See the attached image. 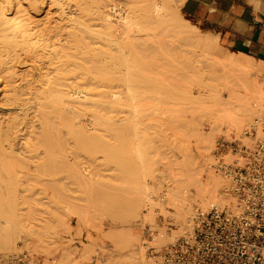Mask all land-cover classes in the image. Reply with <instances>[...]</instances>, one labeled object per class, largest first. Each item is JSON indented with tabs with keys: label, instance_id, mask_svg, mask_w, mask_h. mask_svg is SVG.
Wrapping results in <instances>:
<instances>
[{
	"label": "rangeland",
	"instance_id": "1",
	"mask_svg": "<svg viewBox=\"0 0 264 264\" xmlns=\"http://www.w3.org/2000/svg\"><path fill=\"white\" fill-rule=\"evenodd\" d=\"M24 1V5L28 8L29 17L31 19L29 31L32 35L26 40L21 39V37L15 40L12 36V38L8 37V39H2L0 41V105L3 103V106L5 103L1 98L2 91L4 89H9L12 95L20 98L23 103H28V106H26L30 108V110L25 113L21 112L23 114H20L22 117L20 115L17 117L18 120L20 119V123L17 121V124H20V131H17L15 130L16 128L8 130L10 122L7 117L9 116L8 114L6 116V110L0 107V131L5 132L11 137L17 134V132L19 134L17 137L19 140L16 138L15 142L13 140L10 141L16 144H14L15 147L13 146V150H11L12 146L10 145V147L8 145L10 142H3L6 152L3 149L2 151L7 153V155L11 153L16 156H25L29 154L30 157H35L34 160L31 158V161L40 162L36 164L38 167H36L35 164L34 166H27L29 169H26L27 171L25 170L26 167H23L24 165L18 166L21 169L23 168V170L17 171V180L21 178V176H28L30 179L27 180L22 178V181L19 180L22 182L21 185L17 184L19 181H13L12 185L14 186L10 187H13L14 190L8 187L9 182L7 185L6 181L8 179H4L7 177H4L5 175L0 173V177L3 176V178L0 179H4L3 181H5H0V183L3 184V187L7 185L5 188H0V190L2 189L3 191H1L3 197L0 199V237H6L7 235L11 236V232L12 234L14 233L13 231L10 232V230L14 229H17L15 234L17 235L16 237H18V239L16 238L17 240H15L16 253L9 258L8 263L12 264V259L17 254L26 251L35 255H40L50 264H53L52 262L55 261L54 264H60L58 258L62 250L64 251L65 249L73 258V264H108V262H115V260L117 261L119 258H124L129 253H123L121 250L118 251L119 247L117 243L119 242L125 245L123 241L126 242V233L124 232L126 229H121V234H116L122 240L120 235L125 233L123 236L124 240H122L123 243L121 241L117 242V238L112 241L109 236L108 239L106 234L103 236L102 233L107 231V229L113 230L115 225L120 227V224H117L120 222L117 221L123 219L124 216L118 215L117 211L120 210L132 196H139L138 194L140 193L139 197L146 199L144 201H150L149 203L154 202L153 204H155L156 207L152 204V206H154V209H152V206L146 205L147 202L143 205L145 207H142L141 219H139L140 221L142 220V222L140 223L141 225H136L137 228H139L140 241L137 243L141 245L137 244L135 247L137 253H135V251L133 253L136 256L134 255L133 258L135 260L132 259V264L150 263V247L154 246L157 249H161L165 244L171 241L169 239L171 235L169 234H171L173 230H175V234L172 232L173 237L176 233H180V225L177 221H174L176 218L171 197V192L175 189L177 183L185 177V172L180 169V165L176 162L180 153L183 152L180 156L183 155L184 152L187 153L191 159L195 160L194 162L197 165H201L202 167L205 166L207 171H212V173L215 174L217 173L224 183L222 185L223 189H221V193L225 197L224 205L233 201L228 191L229 180L217 169V167H215L216 161L214 153L215 150H217L219 141L223 137L229 140L241 137L244 130L254 125L253 123L256 118L251 124L245 123L243 127L238 130H233L230 126L228 127L227 123H221L218 130L211 132L212 119L214 117L211 108L215 107L213 104L217 102L219 98L224 96L226 100L228 99V92L224 85L226 84L225 82L231 79L230 77V79L228 78L226 81L225 78L222 77L223 75L221 73L224 64L220 59H222L227 52L228 54L232 52V50L221 44L219 34L210 32L207 27L203 26L194 18L182 13L181 5L184 4L185 0L170 1L171 3L177 2L176 4H179L178 16L182 22L193 26L196 31L199 32L202 40L209 43L208 49L205 51L198 49L195 50L196 52L193 51V54L183 50V47L178 49V47H175V44L170 46L169 44H172L169 41L170 38L167 36L163 37V23H154L153 29L151 27V30H153L152 32H156L154 40H144L131 44L127 41L123 43L133 47H130V51L134 52L128 54V56H133H130L131 65H134L131 69L135 72H139L133 74V72H130L132 70L126 68L123 64L126 61L120 60L121 57V59L124 58L123 55L119 53L121 51L115 50L118 48V45L112 49L116 45L111 43L107 45L106 42H101L102 39L99 40L97 37L88 34L96 38L91 40L87 37L88 35L84 34L82 43L84 47L86 46L85 51L86 49L87 51L83 54L82 58H77L76 60H79L83 64L85 70L87 67L90 68L91 74L87 73V71L89 72V68L84 71L91 76H100L98 77L100 79H102L103 76H107L108 79L113 77L111 82L113 86H105V84L99 87L98 90H93L97 92V94L88 98L89 103H85L84 105L82 103L77 104L69 102L52 103L58 104L61 109L60 112L57 113L58 117H55V119L53 118L52 123L49 121V129L53 128L51 124L54 123L55 127L51 130L54 131L58 129L56 131L59 134H57L56 131H54V133L51 131V134L60 136V138L63 139V142H61L58 141L60 138H56L57 136H53L55 139H58L55 140L54 138H50V136H44L46 135L43 133L44 131L38 132V130H41L40 125L44 123L43 119L47 117L42 119L40 116L36 115L39 108L37 107L38 104H36V106L34 104L40 103V101H50L51 99L59 100V98L69 97L68 94L58 91L64 87L62 86V81L57 78V76L64 75L67 71L60 69L63 66L59 67L62 65L61 62L66 60V58L62 56L63 53H61L60 50H69L68 46H70L69 44L71 43L70 38L68 37L67 40L66 34H64L67 33L69 28L65 29L63 25L65 24L66 26L68 23L65 20L64 22H60L59 20L61 17L64 19L66 15L60 17L58 13H56V7L52 4L51 0ZM248 1L256 5L260 2L259 0ZM59 27H62L63 30L62 28L59 29ZM58 30L60 32H58ZM96 32L97 31H94V36L100 34ZM30 33L28 32L27 36H30ZM61 34H64L65 37H63L64 35L61 36ZM215 37L218 39L220 47ZM96 40L100 42H94ZM66 41H68L69 44ZM163 41L165 42L164 44ZM111 45H113V47ZM108 47L111 49L110 51L106 50ZM73 50L74 49H72V51ZM105 51H107V54L104 53ZM108 52L110 56L113 54L112 58L114 63H117V69L119 68L118 64H122L120 69H118L121 74L118 72L119 75H115L118 71L116 67L114 73L109 70L112 66L109 65L107 68L105 60L99 59L103 57L101 56L103 54L108 56ZM94 54L99 55L97 60L95 59L96 57H94L96 61L92 59ZM119 55L120 58L118 57ZM179 56H182V58H178ZM173 57L176 58L174 59ZM179 59L182 61L180 64ZM176 61L178 62L176 63ZM260 64L255 61L254 66L256 65L257 68L259 67V71H262L259 72V74H262L261 76L263 77H261V81L264 83V66H260ZM163 65H165V69L171 66L169 69L170 71H167L168 73L165 71V75L163 74ZM121 67L124 69L123 71H121ZM113 69L114 68H112V70ZM125 70L129 71L130 74H128L129 72L126 73ZM124 71L128 76L130 75L128 78L126 76L127 79L124 77L125 74L122 75ZM112 73L115 76L111 75ZM179 79L180 81H178ZM151 80L158 83L154 85ZM127 81L129 83H127ZM101 82L106 83L105 80ZM174 84L175 86H173ZM158 88L161 89L158 90ZM91 89H93V86L87 83L85 85V90L90 91ZM29 104H33L35 107L33 106L32 108ZM80 107H82V109ZM16 114L18 113L15 112V115ZM263 115L264 111L257 119H260ZM25 117L26 119H24ZM37 119H39V121H37ZM74 126H78L79 128H74ZM190 126H194L193 129H197V131L191 129L192 127ZM69 128L71 132L68 133L66 131L67 129L69 130ZM24 129L25 131H23ZM21 130L24 132L23 135ZM59 130H61V132ZM13 131H15L14 134ZM27 131L29 132L27 133ZM48 132L50 131L48 130ZM36 133L42 134L46 139L55 140L53 142L49 141L51 143L61 142L62 144L60 145L62 146L58 144L57 150L53 148L57 143L52 144V146L46 144L49 149L44 150L46 147L42 146L45 145L42 144L39 147V143L44 142L45 144V142H48L43 139H37L44 137L36 136ZM29 134L31 135L29 136ZM0 135L2 134L0 133ZM2 136V138L5 139L4 135ZM31 136L32 144L30 145L32 146L26 144L30 142L28 138H31ZM4 139H2V141ZM35 140L37 145H35ZM38 140H40V142H38ZM66 144L68 145L65 146ZM26 145L30 146L32 149H26L28 148ZM34 146H37L39 149ZM49 146L53 149V153L49 151L53 156L47 152L51 150ZM64 146L67 148H64ZM36 150H39V152ZM38 154L42 156L41 159ZM3 155L4 157L7 156L5 154ZM29 155H27V157H29ZM25 157L22 156L21 158L26 159ZM55 157H57V159L60 158V161ZM42 158H44V160ZM38 159L39 161H35ZM17 160L20 161L21 159ZM26 160L29 161L28 158ZM62 161H64V163ZM20 162L22 163H18L26 165L28 163H24V161ZM43 162L46 163L43 164ZM48 162L49 164L53 162V164L49 165ZM54 162L60 163L63 167ZM48 165L50 167H48ZM53 166H60L62 169L66 168V171ZM34 167H36L37 170ZM51 167L57 170L51 171ZM19 168L16 170H21ZM1 169L2 168H0V171ZM46 170L51 171V174H47ZM44 171L45 173H43ZM19 172H22V174H19ZM53 172L54 175L58 177L60 174L63 175L62 177L58 178L56 176L55 178V176H52ZM44 174H46V176H44ZM34 175H36L37 178ZM64 175H67V177ZM53 178L58 184L54 183L56 181L52 182L54 180ZM57 178L64 180L58 182L60 180ZM47 180L50 181L47 183ZM15 186L17 188L20 187L24 193H27L26 195L29 193L27 197H20L18 200L16 218L10 211L12 205L10 204L11 198H8L10 195H8V197L6 195L9 193L13 194L16 190L22 193H20L21 196L25 195L22 190L18 191ZM8 188L12 189L13 192H10ZM138 189L143 190L138 192ZM133 191L135 194L137 192V194L135 195ZM130 194L132 196H130ZM166 194L168 195L165 196ZM148 196L149 198H147ZM155 197L156 199H154ZM159 200L160 202H158ZM122 202L125 204L122 205ZM157 202L159 204H157ZM195 204L196 203L193 204L194 212L192 215H194L197 209L205 212L216 206L211 205L205 209L199 206L201 204ZM161 205L163 207H161ZM119 206L121 208H119ZM106 208L107 210L105 211L104 209ZM112 208L114 211L116 210V212L112 214L116 215L109 213L113 211ZM164 210L168 212V215H166L167 213ZM149 211H152L151 217L148 216L150 215L148 214ZM105 213H108V215L106 216ZM145 213H147V216H145ZM103 214L105 215L104 217L109 216L108 218H110L111 216H115L117 218L119 217V219L111 217L112 220H116L114 222H117L114 223L111 220L115 224L114 225L110 222V219L100 218L99 220V217H103ZM192 215L189 216L187 222H189ZM170 216L174 217L172 218ZM101 220H103L102 222L104 223L99 222ZM153 223L156 225L154 226ZM166 223L168 225H166ZM149 226L153 231L152 237L146 234V229ZM186 227L188 226L185 225L183 228ZM100 228H102V231L98 233ZM8 229L10 230L8 231ZM185 230L183 229V232ZM117 231L118 230H116V232ZM35 232H38L37 236L40 238H42V236L45 237L46 234H50L49 236L53 235L49 240H53V243H58V246L57 244L55 245V243L51 245L49 255H46L45 249L41 247L38 248V245L35 246L34 244V238L33 236L31 237V234H36ZM41 233H43V235ZM111 233L114 235L115 232ZM163 233L169 241L166 240V242H163ZM15 234L13 236H15ZM178 235L179 234L176 236ZM44 237L42 239L47 241V236L45 239ZM32 246L33 248H30ZM86 246H90L89 253L85 251ZM139 246L143 247H141V253L139 252ZM32 249L37 252H34Z\"/></svg>",
	"mask_w": 264,
	"mask_h": 264
},
{
	"label": "bare ground",
	"instance_id": "2",
	"mask_svg": "<svg viewBox=\"0 0 264 264\" xmlns=\"http://www.w3.org/2000/svg\"><path fill=\"white\" fill-rule=\"evenodd\" d=\"M174 1H176V0H174ZM51 2L56 7V13H58V15L60 17L63 15H66L64 17V19L62 17L61 18L59 17L60 18L59 20H60V22H64V20H65L68 23L66 26H65V24L63 25V27L65 29L69 28V30H67V33H64V34H66L67 40H68V37L70 38L71 43L69 44L68 41H66V42H68V44L70 46L71 45L72 46H71V48H70V46H68L69 50H67V51L66 50H63V51L60 50L61 53H63L62 56L65 57L66 60L61 62L62 65H60L59 67L63 66L60 69L67 70V71L65 72L66 74L64 73V75L57 76V78L62 81V86L64 87L63 89H60L58 91L63 92L65 94H68L69 97L59 98V100L51 99L53 101H51V100L50 101H47V100L40 101V103L34 104L35 106H36V104H38L37 107L39 108L38 109L39 113L37 111L36 115L40 116V118H42V119L44 117H47L46 119H43L44 123L42 125L39 124L41 130H38V132L44 131L43 133L46 134V135H44L46 137L50 136V138H54L53 136H57L56 134L55 135L51 134L52 132L54 133V131H56L58 129H55L54 131L51 130V129H54V127H55L54 123L51 124L52 125L51 127H53V128L49 129L50 128V125H49L50 122L49 121H51V123H52L53 118L55 119V117H58L57 113L60 112L61 108L59 107L58 104H52V103H63V102L67 103V102H69V103H77V104L82 103L84 105L85 103H89L88 98H91L92 96H95L97 94V92H94L93 90H98L99 87H101L105 84H106L105 86H110V87L113 86V84H111L113 77H111L112 79L111 78L108 79L107 76H103L104 79L103 78L100 79V78H98L100 76H95V75L91 76L90 75L91 74L90 68L89 67L86 68V70L89 68L88 69L89 72L87 71V73H90V74H87L85 72L86 70H85V67L83 66V64L79 60H76L77 58H82L83 54L87 51V49L85 51L86 46L84 47V45L82 43V41L84 40V34H86V35L90 34L93 37H97L99 40L102 39L101 42L104 41L107 43V45H108V43L116 45L114 47H113V45H111L113 47L112 49H114L118 45V48H116L115 50L121 51L119 53H121L123 55L124 59H121L122 57L120 58V55L118 57L120 58L121 61L122 60L126 61L123 64L126 66V68H128L130 70H132L131 68H133L134 65H131V61H130L131 60L130 56H132V55L128 56V54L133 53L134 51H130L131 50L130 47H132V46H128L127 44H123V43L124 42L126 43V41H127V42H130V44H131V43L142 42L144 40H146V41L154 40L156 32H152L153 30H151V27L153 29L154 23H157V24L163 23V37L167 36L170 38L169 41H170V43H172V44H169L170 46L175 44V47H178V49L183 47L184 48L183 50H185L186 52L188 51V52L193 53V54H194L193 51L198 50V49L199 50L202 49L205 51L208 49V46H209V43L207 41L202 40L199 32L196 31V29L193 26H191L190 24L188 25V24H185L184 22H182V20L178 16L179 4H176L177 2L171 3L170 0H51ZM24 4H25L24 0H0V41L2 39L3 40L8 39V37L12 38V36L14 37L13 39H15V40H17L16 38L19 39V37H21V39H23V40H26L29 37H31L32 34L29 31V26H30L29 23L31 22V19L29 17L28 8ZM61 28L62 27H59V29H61ZM62 30H63V28H62ZM94 31H97L100 34H98V36H94ZM28 32L30 33L29 34L30 36H27ZM58 32H60V31L58 30ZM63 35L61 34V36H63ZM90 35H88L87 37L90 38L91 40L96 39ZM26 36H27V38H26ZM63 37H65V35ZM215 39H216V37H215ZM72 42H74V43H72ZM94 42H98V40H96ZM216 42L218 43L217 39H216ZM164 43L165 42L163 41V44ZM167 43H168V41H167ZM109 47L106 50L110 51L111 47L110 48ZM72 49H74V50L72 51ZM106 52L107 51H105L104 53H106ZM169 53L171 54V51ZM176 53H179V52H176ZM98 54H100V53H98ZM106 54L101 55L103 57L99 58L101 60H105V62H106L105 64H107L106 67L108 68L109 65L112 66L111 69H109L112 72L120 69V66H122V64H120V65L118 64L119 68L117 69V65H116L117 63H114L113 58H112L113 54L111 53L112 56H110V53L108 52V56H105ZM95 55L96 54H94V56L92 58L93 61H96L98 59V56H99V55H96V56ZM115 55H114V57H115ZM94 57H96L95 58L96 60L94 59ZM173 58L175 59L176 57H173ZM178 58H182V56L181 57L179 56ZM220 61L223 62V64H224V68H223V71L221 73L223 75L222 77L225 78V80L228 78L230 79V77H231V79L228 82H225L226 84L224 85L225 89L228 92V99L226 100L224 96L219 98V100H217V102H215L213 104L215 107L211 108V110L213 111V114H214V117L212 119L213 123H212V131L211 132H215L216 130H218L221 123H227L228 127L230 126L233 130L240 129L241 127H243V125L245 123L251 124L255 118H256V120L253 124H255V123L258 124L260 119H257V117L264 111V83L261 81V79H262L261 77H263V76H261L262 74L261 75L259 74V72H262V71H259V69H258L259 67L257 68L256 65L254 66L255 60L253 58H251V57L249 58V56L247 57L244 54H238V53H233V52H230L228 54V52H227L223 56V58L220 59ZM97 62H99V61H97ZM174 62H175V60H174ZM177 62L178 61H176V63ZM180 63H182V61H180V59H179V64ZM258 63L260 64V62H258ZM105 64H104V67H105ZM261 65L264 66V63L261 62L260 66ZM125 66H124V68H125ZM173 66H177V65H173ZM115 67H116V70H115ZM112 68H114V69L112 70ZM170 68H171V66H170ZM170 68L165 69V65H163V74L165 73V71L166 72L170 71L169 70ZM121 69H122L121 71L124 70L122 67H121ZM125 71H126V73L129 72L127 70H125ZM125 71L122 72L123 73L122 75L125 74L124 77H125V79H127L130 75L128 76L125 73ZM118 72L121 74V72L118 70L116 72L117 74H115V75H119ZM130 72H133V74L139 73L138 71L135 72L133 70ZM130 72L128 74H130ZM111 75H114V74L112 73ZM126 76H127V78H126ZM104 80L106 83L101 82ZM151 81L154 85H156V83H158V82H155L154 80H151ZM178 81H180V79ZM169 82H171V81H169ZM175 82H177V81H175ZM87 83L90 84L91 86H93V89H91L90 91L85 90V85ZM127 83H129V82L127 81ZM148 83H151V82H148ZM173 83H174V81H173ZM166 85H167V83H166ZM173 86H175V84ZM160 89L161 88H158V90H160ZM98 92H100V91H98ZM1 98L3 99V101L5 103L3 106H2V104H3L2 103L0 105V107L2 109H5L6 110L5 115L7 116V114H8V116H9V117H7V118H9L8 121L10 122L8 130H13L14 128H16L15 130L20 131V128H19L20 124H17V121H19L20 119L18 120L17 117H19V115L22 114L21 112H23V113L29 112L28 110H30V108L27 107L28 103H23V101L20 98H17L15 95H12L10 93L9 89H4L2 91ZM48 103H50V104H48ZM34 105L29 104V106H32V108ZM77 108H79V107H77ZM80 108L82 109V107H80ZM15 112L18 114L15 115ZM72 112H74V111H72ZM77 112H79V111H77ZM12 113H13V115H12ZM35 118H38V117H35ZM48 118H52V119H48ZM24 119H26V117ZM22 121H23V118H22ZM37 121H39V119H37ZM191 122H192V120H191ZM19 123H20V121H19ZM61 125H63V124H61ZM77 127L74 126V128H77ZM190 127H192L191 129L194 128V126H190ZM48 130L50 132H48ZM62 130H64V129H62ZM78 130H80V129H78ZM23 131H25V129ZM34 131H36V130H34ZM59 131L61 132V130H59ZM76 131H77V129H76ZM194 131H197V129H195ZM28 132L29 131H27V133ZM66 132H68V133L71 132L70 128H69V130L67 129ZM0 133L2 135H4V137H5V139H4V138H2L3 136L0 135V139H1L0 140L1 141L0 142V149H1L0 150V168H2L0 173H3L5 175L4 177H7L4 179H8V180H6L7 185L9 182L8 187L13 188V187H10V186H14V185H12L13 181H15V182H17L19 180L22 181L23 180L22 178L27 179V180L30 179V178H28V176H24V177L21 176V178H19L17 180V178H18L17 177V173H18L17 171L23 170V168L21 169L19 167L21 165H24L23 167H26L25 170L28 169L27 166L28 167L30 165L34 166V164L36 167H38L36 164L39 163L40 161H39V159L35 160V161H39V162L31 161L30 159L32 158L34 160L35 157H30L29 154H27V155H29V157H27V155H25L26 157L24 155H22L26 159L28 158L29 161H27L24 158H21L22 156L13 155V153L7 155V153H5L6 151L4 150L5 149L4 143L10 142L11 140H13L15 142V140L19 136V134L17 132V134L13 135L14 137L13 136L11 137L10 135L6 134L5 132L0 131ZM14 133H15V131H13V134ZM21 133L23 135L24 132H22V130H21ZM56 133L59 134L57 131H56ZM42 134L36 133V136L42 137L43 136ZM30 135L31 134H29V136ZM32 136H34V135H32ZM32 136H31V138H28L30 140V142L26 143V144H29V145L32 144V142H31ZM56 138L59 139L60 136H57ZM2 139H4V140L2 141ZM37 139H40V140L43 139V140H46L48 142V143L45 142V144H44V142L39 143V147L42 144L45 145V146H42V147H46V148H44V150L49 149V148H47L46 144H50V146H52V144H56L57 142H55V143H51V142L58 140L55 138H54L55 140H50L49 138L46 139L45 137L44 138H37ZM17 140H19V139L17 138ZM40 140H38V142H40ZM62 140L63 139L60 138V140H58V141L63 142ZM49 141H51V142H49ZM61 142L57 143V145H55L53 148L57 149L58 144L59 145L62 144ZM14 144L15 143H13V142L8 143L9 146L10 145L12 146L11 150L14 149L13 146L15 147V145H16V144L15 145ZM35 145H37L36 140H35ZM67 145L68 144H66L65 146H67ZM30 146H32V145H30ZM30 146H27L28 148H26V147L25 148L29 149ZM60 146H62V145H60ZM65 146H64V148H67ZM34 147L37 148V146H34ZM36 148H33V149H36ZM2 149L5 152L2 151ZM30 149H32V148H30ZM37 149H39V148H37ZM52 150L53 149L51 148V150H48L47 152L48 153H49V151L52 152ZM62 150H64V149H62ZM36 151L39 152V150H36ZM29 152H30V150H29ZM52 153H49V154H52ZM182 153H180V154H182ZM3 154H5L7 156L4 157ZM23 154H26V153H23ZM34 154H31V155H34ZM40 154H38V156L41 159L42 156ZM180 154L178 155L176 162L180 165V169L183 170V172H185V177H183L177 183V185L175 186V189L171 192L172 204L174 205L173 210H175V218H176V220H174V221H177L180 225V231H179L180 233H176V235L177 234H179V235L184 234L185 231L183 232V229L185 230V229L189 228L187 219L194 212L193 211V204L194 203H196L195 205H198V203L201 204L199 206H202L205 209L210 207L211 205H216L218 207H222V206H224V203H225V197L221 193V189H223L222 185L224 184L221 177L219 175H217V173L215 174V173H212V171H210V172L207 171L206 170L207 168L205 166L202 167L201 165H197L194 162L195 160L191 159L187 153L184 152V154L181 156H180ZM51 156H53V154ZM10 157H13V158H10ZM59 157H61V156H59ZM36 158H38V157H36ZM55 158L57 159V157H55ZM55 158H53V159H55ZM63 158H65V157H63ZM17 159H21L20 161H24V163L25 162H28V163L30 162V163L29 164L27 163V165L26 164H19L22 162L18 161ZM42 159L44 160V158H42ZM51 160H52V158H51ZM57 160L60 161V158ZM62 162L64 163V161H62ZM45 163L43 162V164H45ZM50 163L51 164H49V162H48L49 165L53 164V162H50ZM54 163L61 165L58 162H54ZM66 163H68V162H66ZM49 165H48V167H50ZM36 167H34V168L36 169ZM40 167H41V164H40ZM53 167H55V166H53ZM53 167H51V169H52L51 171H56L57 169L54 170L55 168H61V170L66 171L65 170L66 168L62 169L63 166L62 167L57 166L54 169H53ZM18 168L21 170H16ZM46 171H47V174H51L50 173L51 171H49V170H46ZM43 173H45V171ZM58 173H60V172H58ZM62 173H64V172H62ZM19 174H22V172L21 173L19 172ZM35 174H37V173H35ZM52 174H53L52 176H55V178H56L57 175H54V172ZM55 174H57V173H55ZM38 175H40V174H38ZM62 175L60 174L59 177H62ZM67 175H69V174H67ZM67 175L66 176L64 175V176L67 177ZM29 176H30V172H29ZM34 176H36V175H34ZM44 176H46V174H44ZM0 178H3V176ZM36 178H37V176H36ZM3 180L0 179V181H3ZM50 180H47L46 182L48 183V181H50ZM58 180H60V179H58ZM63 180H60L58 182H62ZM54 181H56V180L54 179L52 182H54ZM3 182H5V181H3ZM19 182L17 184L21 185L22 182H20V183ZM39 182H40V180H39ZM54 183H57V181ZM2 185L3 184L0 183V188L3 187ZM7 185H5V187ZM5 187H3V188H5ZM16 189H18V191L22 190V189H20V187H18V188L16 187ZM13 190H14V188H13ZM142 190L143 189H141V190L138 189V192L142 191ZM1 191H2V189L0 190V192ZM9 191L11 192L12 189H9ZM2 192L0 193V199H1V197H3ZM145 192H146V190H145ZM20 193L21 192H17V190H16L13 194L9 193L6 195L7 197H8V195H10L8 197V198H11L10 204H12L10 207V211L13 213L15 218L17 216V210H18L17 204L19 203L18 200L20 199V197L21 198L27 197L29 195V193H28V195H26L27 193H24V191H23V193L25 196H23V195L21 196ZM133 193H134V191H133ZM133 193H131V194H133ZM131 194H130V196H132ZM136 194H137V192H136ZM140 194H138V195L140 196ZM143 195H145V194H143ZM167 195L168 194H166L165 196H167ZM139 196H132V198L130 200L127 198L129 201L126 204L124 202H122V205L125 204L122 208L119 206V208H121V209L120 210L117 209L118 210L117 214L120 216H124L123 219H120L117 221L120 223L114 222V221H116L115 219L114 220L111 219V217L112 218L114 217L116 219H119V217L117 218L115 216H111L110 218H108L109 216L104 217L105 216L104 214L102 215L103 217H99V220H100V218L101 219L107 218L108 220L110 219L111 223L114 222V223L120 224L119 225L120 227H118V225H115L113 223L115 225V226L113 225L114 226L113 230L107 229V231H104V233L101 232L103 236H104V234H106L107 238H108V236H109V238H111L110 240L113 241L114 239L117 238V242L118 241L122 242V240H124L123 236L126 233V236H125L126 242L123 241L125 243V245H123L119 242L117 243V245L119 247L118 251L121 250L123 253L128 252L129 254L127 256H125L124 258H119L120 259V260L118 259L119 261L115 260V262H108V264H132V262H133L132 259H134L133 257L135 255L133 253L136 249L135 248L136 245L138 244L137 242L139 241V228H137L136 225L140 224L142 222V220L141 221L139 220V219H141L140 217L142 214V207L144 208L145 206H143V205H145V202L148 201V200L144 201L146 199H142ZM143 197L146 198L145 196H143ZM156 197L154 199H156ZM147 198H149V196ZM149 202H147L146 205H149L151 207L154 202H151V203H149ZM158 202H160V200ZM158 202H157V204H159ZM153 205L155 206V204H153ZM154 206H152V209H154ZM109 207H111V206H109ZM161 207H163V206L161 205ZM113 208H112V210H113ZM195 208H196V206H195ZM104 210L106 211L107 208ZM164 211H166V210H164ZM113 212H116V210L115 211L113 210L112 212H109V213L112 214ZM149 212H148V214H150V215H148V216L151 217L152 211L150 213ZM166 213L165 214L168 215L167 211H166ZM121 214H124V215H121ZM145 214L144 215L147 216V213H145ZM107 215H108V213L106 214V216ZM112 215H116V214H112ZM169 215H171V214H169ZM170 217H172V216H170ZM103 220H101L99 222H102ZM137 222H139V223H137ZM102 223H104V222H102ZM169 224H170V222H169ZM98 225H100V224H98ZM155 225L156 224H154V226ZM166 225H168V224L166 223ZM185 225H187L188 227L183 228ZM101 227H102V225H101ZM118 228H120V229H118ZM157 228L160 229L159 227H157ZM121 229H123V230L126 229L124 231L125 233L120 235V237H122V240L118 237V235L121 234V231H120ZM9 230L10 229H8V231ZM16 230L17 229L10 230V232L13 231V233L15 234L17 232ZM116 230H118V231L116 232ZM67 231H71V230H67ZM100 231H102V228H100V230H98V233H100ZM174 231L175 230H173L172 232L175 234ZM111 232H115L114 235ZM172 232H171V234H169V235H171V236H169L170 240L173 239V233ZM176 232H177V230H176ZM181 232H183V233H181ZM35 233L36 234H33V235L31 234V237L33 236V238H34L35 246L38 245V248L41 247L42 249H45L46 250L45 254L49 255L50 247H51V245H54V243H55V242L53 243V240H49L50 237H52L53 235L49 236L50 234H46L47 239L49 240V241L48 240L46 241V240L42 239L44 236H42V238H40L39 236H37L38 232H35ZM14 234H12V232H11V236L7 235L6 237L5 236L0 237V264H9L8 263L9 258L16 253V251H15V242L16 241L15 240H17L18 237H16L17 236L16 234H15V236H13ZM41 234L43 235V233H41ZM94 234H96V233H94ZM108 234H110V235H108ZM116 234H118V235H116ZM176 235H174V237ZM48 236H49V238H48ZM165 236L166 235H164V233H163V242H166V240L169 241L168 238ZM45 237H44V239H45ZM161 237H159V238H161ZM118 238H119V240H118ZM31 240H33V239H31ZM90 240H92V239H90ZM62 243H60V244H62ZM25 244H26V242H25ZM56 244L58 246V243H55V245ZM138 245H141V244L139 243ZM141 247H140V251L138 250L140 253H141ZM30 248H33V246ZM65 250L64 251L62 250V252L60 253L59 258H58V262L60 264H73V258L71 257L69 252L65 251ZM33 251L37 252L35 250H33ZM40 251H43V250H40ZM85 251H86V253H89L90 252V246H86ZM41 253H43V252H41ZM135 253H137V251H135ZM55 262H52V263L54 264Z\"/></svg>",
	"mask_w": 264,
	"mask_h": 264
},
{
	"label": "built area",
	"instance_id": "3",
	"mask_svg": "<svg viewBox=\"0 0 264 264\" xmlns=\"http://www.w3.org/2000/svg\"><path fill=\"white\" fill-rule=\"evenodd\" d=\"M214 155L233 201L197 209L184 234L161 249L150 247L147 264H264V115L241 137H223ZM146 231L152 237L150 226ZM11 263L50 264L26 251Z\"/></svg>",
	"mask_w": 264,
	"mask_h": 264
},
{
	"label": "crops",
	"instance_id": "4",
	"mask_svg": "<svg viewBox=\"0 0 264 264\" xmlns=\"http://www.w3.org/2000/svg\"><path fill=\"white\" fill-rule=\"evenodd\" d=\"M259 1L185 0L181 11L219 34L221 44L233 53L264 63V0Z\"/></svg>",
	"mask_w": 264,
	"mask_h": 264
}]
</instances>
